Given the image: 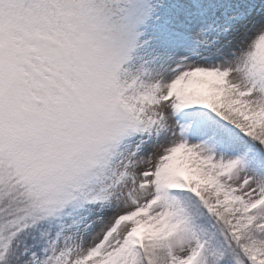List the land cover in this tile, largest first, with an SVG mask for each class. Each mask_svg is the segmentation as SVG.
<instances>
[{
	"label": "snow or ice",
	"instance_id": "obj_1",
	"mask_svg": "<svg viewBox=\"0 0 264 264\" xmlns=\"http://www.w3.org/2000/svg\"><path fill=\"white\" fill-rule=\"evenodd\" d=\"M0 264H264V0H0Z\"/></svg>",
	"mask_w": 264,
	"mask_h": 264
}]
</instances>
